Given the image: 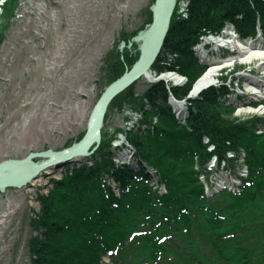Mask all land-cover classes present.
I'll return each mask as SVG.
<instances>
[{
	"label": "trees",
	"instance_id": "obj_1",
	"mask_svg": "<svg viewBox=\"0 0 264 264\" xmlns=\"http://www.w3.org/2000/svg\"><path fill=\"white\" fill-rule=\"evenodd\" d=\"M16 3L7 0L1 19L12 15ZM257 23L264 35V0H190L188 18L176 9L163 49L177 55L176 62L162 67L159 58L155 68L178 67L189 83L172 88V94L187 99L205 71L194 56L200 36L232 24L242 39L255 37ZM118 55L117 61L123 56ZM128 57L111 67L112 73L121 71L110 83L135 64L137 57ZM134 86L119 95L118 107L132 105L142 112V126H149L152 116L158 122L154 131L127 133V140L137 158L158 172L168 194H156L143 173L117 168L110 149L122 130L104 131L94 165L75 168L39 197L40 213L32 227L42 239L31 242L32 264H102V255L111 251L114 264H264V133L256 134L264 120L234 118L235 109L222 102L232 92L224 84L188 100L190 118L179 125L168 105L166 83L159 81L142 96H134ZM242 150L249 176L240 195L222 191L206 197L199 177H209L207 164L216 157L234 170ZM229 152L237 158L229 159ZM107 175L122 185L121 197L107 185Z\"/></svg>",
	"mask_w": 264,
	"mask_h": 264
},
{
	"label": "rangeland",
	"instance_id": "obj_2",
	"mask_svg": "<svg viewBox=\"0 0 264 264\" xmlns=\"http://www.w3.org/2000/svg\"><path fill=\"white\" fill-rule=\"evenodd\" d=\"M15 1L12 15L1 19L3 8L0 13V162L25 158L30 152L62 151L83 138L94 105L111 76L121 71L112 73L111 67L123 63L125 56L139 58L142 43L136 38L153 19L155 2ZM125 38H132L131 44L127 45ZM206 48L217 60L235 55L226 49L215 50L212 44ZM119 52L123 56L117 61ZM160 58L161 66L168 67L165 57ZM257 65L235 64L229 72H220L217 81H226L246 94L248 75L264 80ZM150 85L146 79L137 81L134 96H142ZM120 99L117 97L105 115V133L114 134L136 119L132 105L119 108ZM241 100L247 102L249 95H241ZM244 111L237 113L241 120L259 116ZM124 152L117 151V155ZM66 170L63 167L43 175L27 187L0 191V264H32L31 242L34 237L42 239L32 227V220L40 213L39 197L47 195L52 179L62 178ZM220 177L227 184L237 182L229 172H221L213 180Z\"/></svg>",
	"mask_w": 264,
	"mask_h": 264
},
{
	"label": "water",
	"instance_id": "obj_3",
	"mask_svg": "<svg viewBox=\"0 0 264 264\" xmlns=\"http://www.w3.org/2000/svg\"><path fill=\"white\" fill-rule=\"evenodd\" d=\"M176 3L177 0H155V5L152 8L153 22L147 27L145 35H142L143 38L145 36L146 38L140 46L141 56L130 70L105 88L88 119V126L83 138L62 151L51 149L40 153L30 152L26 158L7 159L0 162V191L2 193L9 188L20 189L30 185L41 178L43 172H52V170L68 164H80L88 161L95 154L102 143L101 132L108 107L117 95L132 86L138 79L147 77L162 53L170 31L169 27ZM259 35V37L262 36L260 33ZM189 98L192 99V92ZM193 99L195 100L196 97Z\"/></svg>",
	"mask_w": 264,
	"mask_h": 264
},
{
	"label": "bare ground",
	"instance_id": "obj_4",
	"mask_svg": "<svg viewBox=\"0 0 264 264\" xmlns=\"http://www.w3.org/2000/svg\"><path fill=\"white\" fill-rule=\"evenodd\" d=\"M183 1L184 0H177V3L175 5L176 9L178 7H180V9L185 7V5H184L185 2H183ZM154 5H155V2H154ZM154 5H153V7H154ZM3 6H4V4H0V13L2 12ZM176 9L174 10L173 14L175 13ZM173 14H172V16H173ZM171 23H172V20H171ZM171 23H170V25H171ZM146 30H147V28H146ZM142 35H145V34L143 33ZM142 35L138 38H139V40H142V42H143L144 38H146V36L143 38ZM211 44L213 45V48H215L216 50H220V49L224 48L226 50L231 51L232 53H235L234 57L229 58V59H223V60L222 59L217 60V59L209 58L210 54L208 53L206 46L211 45ZM199 49L202 50L201 56L204 59V61H206L208 64V69H207L208 71L205 72V74H203L202 77H200L196 81L197 83L194 86V88L192 89V96L193 97L200 95L201 94L200 92L203 90L204 87L211 85L214 82H216V79H217L220 72H223V71L229 72L235 64H237L239 66V65H245V64L250 65L254 62H257L258 65L256 68L259 69V72L261 75H264V39L262 37L257 38L255 40H247V41L242 42L239 39V37L234 34V31H232V29L228 27L222 33V37L217 36V37L207 38L206 42L203 43ZM140 56H141V52H140ZM158 76H155V75H153V73H151V74L147 75V77H145V79L148 80L149 82H153L154 79L158 78ZM248 76L249 77H247V83H246V91H248V92L246 94L249 95V100L250 101L257 100L258 101V100L264 99V80H262L258 77H254V76H250V75H248ZM163 77H164V79L167 80L168 83L170 82V83H175V84H180V82L186 78V77H184V75L179 74V73L174 72V71L164 74ZM246 94L242 93V95H246ZM117 97H119V96L117 95ZM114 101L115 100H113V102ZM231 102H234L235 104L238 103L239 105L243 104V102H239V101L235 102L234 98H232ZM95 105H94V107H95ZM178 107H179V110H181L182 105H178ZM109 110H110V108H108V111ZM260 111L261 110H259L258 113ZM245 112L246 113H248V112L256 113V110L251 108V109H247ZM105 121H104L103 128L105 126ZM124 129L127 130L128 125L125 126ZM103 133H104V131L102 129L101 138L103 137ZM74 164H77V163H74Z\"/></svg>",
	"mask_w": 264,
	"mask_h": 264
}]
</instances>
